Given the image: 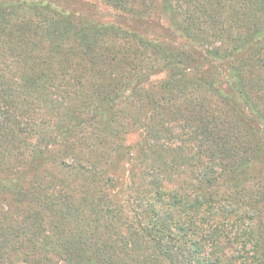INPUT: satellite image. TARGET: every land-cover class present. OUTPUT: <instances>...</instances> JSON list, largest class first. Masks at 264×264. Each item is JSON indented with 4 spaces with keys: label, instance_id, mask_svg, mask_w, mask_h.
Instances as JSON below:
<instances>
[{
    "label": "trees",
    "instance_id": "trees-1",
    "mask_svg": "<svg viewBox=\"0 0 264 264\" xmlns=\"http://www.w3.org/2000/svg\"><path fill=\"white\" fill-rule=\"evenodd\" d=\"M0 264H264V0H0Z\"/></svg>",
    "mask_w": 264,
    "mask_h": 264
},
{
    "label": "rangeland",
    "instance_id": "rangeland-1",
    "mask_svg": "<svg viewBox=\"0 0 264 264\" xmlns=\"http://www.w3.org/2000/svg\"><path fill=\"white\" fill-rule=\"evenodd\" d=\"M100 10H101L102 16H103V14L105 15V17H104L105 20H109L107 9H105L104 7H101ZM163 79H164V75H159L158 77L153 79V82L158 83V82H161Z\"/></svg>",
    "mask_w": 264,
    "mask_h": 264
}]
</instances>
